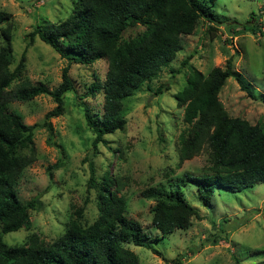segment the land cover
I'll use <instances>...</instances> for the list:
<instances>
[{
  "label": "rangeland",
  "instance_id": "374dc122",
  "mask_svg": "<svg viewBox=\"0 0 264 264\" xmlns=\"http://www.w3.org/2000/svg\"><path fill=\"white\" fill-rule=\"evenodd\" d=\"M74 1L0 0V12L11 15L0 25V46L1 31L9 25L13 29L15 61L11 69L23 53L26 56L24 71L11 88L29 81L54 89L62 82L66 66L75 86L63 96L64 112L50 118L52 133L42 126L46 113L57 105L52 96L42 94L8 105L25 124H40L34 131L36 160L24 170L16 186L23 203L35 197L39 202L30 210V226L6 233L4 240L14 245L36 236L51 243L66 230L78 210L83 212L82 221L91 224L99 215L100 195L98 188L88 184L93 161L96 180L101 184L105 176L120 178L119 193L127 199V215L141 223L153 247L160 251L156 254L149 247L127 244L138 255V264H264V182L237 192L217 188L210 205L204 204L196 182L183 184L184 195L199 216L193 217L188 229H176L165 236L152 227L155 200L142 196L149 187L170 189L183 183L185 172L196 176L209 172L206 149L178 166L176 142L185 124L175 95L187 83L192 68L207 75L216 66L225 68L231 59L234 76L220 92L225 109L232 117L264 124V0H208L213 15L200 17L193 33L182 35L183 48L171 64L164 65L156 78L125 100V129L106 135V142L96 150L84 107L94 115H103L104 93L91 94L90 87L104 82L108 62L101 59L92 65L76 64L71 55L61 56L38 36L33 41L29 37L38 24L46 27L65 20L73 11ZM144 29L142 25L132 26L123 36L135 37ZM190 53L193 57L188 65L175 74L173 69ZM237 75L252 84L256 99L241 90ZM163 84L170 88L157 94L156 89ZM57 162L62 166L52 168L51 177L49 168Z\"/></svg>",
  "mask_w": 264,
  "mask_h": 264
},
{
  "label": "trees",
  "instance_id": "16d2710c",
  "mask_svg": "<svg viewBox=\"0 0 264 264\" xmlns=\"http://www.w3.org/2000/svg\"><path fill=\"white\" fill-rule=\"evenodd\" d=\"M213 12L208 0H75L73 11L65 20L46 27L38 24L29 37L33 41L38 36L61 56L71 55L76 64L92 65L101 59L108 62L104 82L90 87L91 94L104 93L103 115H94L88 106L84 107L96 150L106 142V135L125 129V100L145 82L156 78L164 65L171 64L183 48L182 35L193 33L198 19L211 17ZM10 18V14L0 12V25ZM136 25L145 26L143 32L124 38L123 33ZM12 31L11 25L1 31L0 46V264H138V255L127 244L146 246L160 254L141 223L127 215V199L119 193L120 178L105 176L101 184L96 180L93 161L88 184L98 188L100 195L99 215L91 224L82 221L83 212L78 210L66 230L51 243L36 236L22 244L11 245L4 240L6 233L30 226V210L39 202L35 197L23 203L16 186L24 170L36 160L34 131L40 124H25L8 110V105L42 94L52 96L57 105L46 113L42 124L52 133L50 118L64 112L63 96L75 89L68 66L63 70L62 82L54 89L29 81L11 88L22 75L26 61L23 53L11 69L15 61ZM192 57L191 53L186 55L173 72L180 73ZM232 76L231 59L225 68L216 66L207 75L192 68L187 83L175 95L178 107L183 108L185 124L176 142L178 166L206 149L209 172L200 176L185 172L183 183L170 189L161 185L142 191L143 197L156 202L152 207V227L163 236L176 229H188L193 217L199 216L185 197L183 184L196 182L204 204L210 205L217 188L237 192L264 182V124L230 116L220 99L222 88ZM236 79L241 90L256 99L252 84L241 75ZM169 88L163 84L156 93ZM61 166V162L52 165L50 176L52 168Z\"/></svg>",
  "mask_w": 264,
  "mask_h": 264
}]
</instances>
